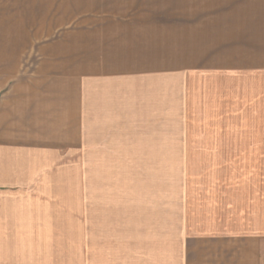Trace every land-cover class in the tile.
Masks as SVG:
<instances>
[{
    "label": "crops",
    "instance_id": "1",
    "mask_svg": "<svg viewBox=\"0 0 264 264\" xmlns=\"http://www.w3.org/2000/svg\"><path fill=\"white\" fill-rule=\"evenodd\" d=\"M259 73L264 0H0V264H264V233L124 227L108 166L78 163L107 133L152 155L179 79ZM180 87L183 125L214 126L216 91Z\"/></svg>",
    "mask_w": 264,
    "mask_h": 264
},
{
    "label": "rangeland",
    "instance_id": "2",
    "mask_svg": "<svg viewBox=\"0 0 264 264\" xmlns=\"http://www.w3.org/2000/svg\"><path fill=\"white\" fill-rule=\"evenodd\" d=\"M181 85L216 91L211 92L218 105L214 126L183 125L178 110ZM168 90L176 97L174 115L156 126L155 146L139 151L152 155H128L135 151L125 150L127 142L119 134L84 140L89 147L78 158L84 170L89 165L110 170L106 195L112 217L125 215L128 219L122 223L129 229L141 213L138 223L147 233L166 221L176 236L198 230L264 233V73L205 77L196 83L185 77ZM199 132L218 133L219 143L226 146L218 154L206 150L184 155L183 134ZM167 134L175 139L161 141ZM111 223L118 228L120 221Z\"/></svg>",
    "mask_w": 264,
    "mask_h": 264
}]
</instances>
